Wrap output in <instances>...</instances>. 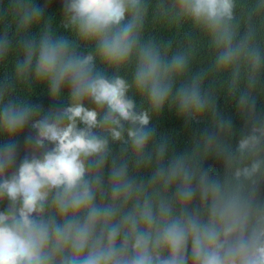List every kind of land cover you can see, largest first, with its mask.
I'll return each mask as SVG.
<instances>
[{"label":"clouds","instance_id":"clouds-1","mask_svg":"<svg viewBox=\"0 0 264 264\" xmlns=\"http://www.w3.org/2000/svg\"><path fill=\"white\" fill-rule=\"evenodd\" d=\"M51 3L0 0V264H264V0H65L58 26ZM186 26L212 52L196 74L191 44L169 55ZM33 85L50 106L16 94ZM166 108L211 126L178 150Z\"/></svg>","mask_w":264,"mask_h":264},{"label":"trees","instance_id":"trees-1","mask_svg":"<svg viewBox=\"0 0 264 264\" xmlns=\"http://www.w3.org/2000/svg\"><path fill=\"white\" fill-rule=\"evenodd\" d=\"M38 2L41 6H43L47 0H38ZM64 2L65 0H52L49 9L45 13L47 16H52L54 18V26H58L59 24V19L62 14V5ZM149 19H151V15L149 16ZM2 30V26H0V31ZM170 31H172L171 28L166 29L163 24L153 22L147 26L146 36H154L157 39L167 40L168 33ZM186 33L187 37L185 35ZM189 44H191L194 48V59L191 63L190 70L192 74H196L202 69H207L212 60V52L208 48V42L203 34L192 30L190 26L181 28L180 36L177 40L173 41L169 55L179 50L181 47L188 46ZM14 63V58L10 56L7 64L0 65V82H3L5 79L11 77L12 64ZM227 80V76H217L213 79V77L209 75L206 83L214 84L218 110L223 112L226 117L232 118L234 124L237 128H239L243 126L247 116L239 113L236 109L235 100L228 94ZM16 94L21 98L26 96L30 97L33 102L42 103L45 107L50 106L52 103V98L47 94L46 89L41 86L33 85L30 90L17 89ZM130 95H134V93H130ZM254 95L257 97V111L264 112V75L261 76L260 85ZM135 100L137 110L147 107V105L142 102L139 97H135ZM66 106V101L59 105L60 108H64ZM151 124L155 128L157 139L167 140L170 143L175 144L178 150L186 148L189 144H191L192 140L196 138L197 134L202 133L204 129L211 126L209 119L201 120L198 123L186 122L176 114L174 109L168 108H166L158 116L153 117ZM25 134L34 135L35 133L30 130H26ZM21 141H23V137H21ZM0 143H3L2 139H0ZM23 155V143H21L20 157L22 158Z\"/></svg>","mask_w":264,"mask_h":264}]
</instances>
